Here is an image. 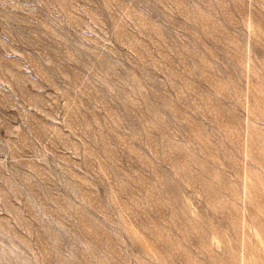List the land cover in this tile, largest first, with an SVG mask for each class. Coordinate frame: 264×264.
<instances>
[{"label":"rangeland","instance_id":"obj_1","mask_svg":"<svg viewBox=\"0 0 264 264\" xmlns=\"http://www.w3.org/2000/svg\"><path fill=\"white\" fill-rule=\"evenodd\" d=\"M0 264H264V0H0Z\"/></svg>","mask_w":264,"mask_h":264}]
</instances>
